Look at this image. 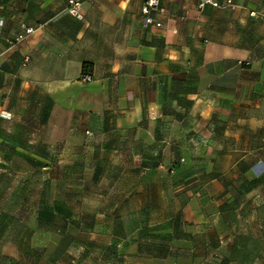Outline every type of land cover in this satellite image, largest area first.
<instances>
[{"label":"crops","instance_id":"0c3cea01","mask_svg":"<svg viewBox=\"0 0 264 264\" xmlns=\"http://www.w3.org/2000/svg\"><path fill=\"white\" fill-rule=\"evenodd\" d=\"M67 1L0 0V111L12 116L0 119V142L9 143L5 131L14 123L24 125L26 136L23 144L9 143L2 156L24 158L29 166L26 158L56 151L64 157L75 142L87 141H95L91 147L100 157L125 151L132 160L123 167L121 187L131 192L121 195L120 204L132 194L142 196L135 224L121 230L116 221L123 216L117 219L113 209L84 210L93 216L91 225L84 223L89 218L80 224L91 239L87 246L103 237L104 252L134 264H264V248L254 255L264 229L254 223L257 216L241 218L239 209L229 207L237 198L223 184L231 177L264 182V57L244 62L225 56L220 46L237 40L228 30L248 19L252 7L201 10L200 0H160L152 15L157 27L145 25L146 0H85L82 19L68 14ZM24 27L35 32L11 48L8 40ZM86 67L92 82L83 81ZM245 103L247 121L240 114ZM225 108L220 143L216 116L209 114ZM246 122L248 131H241ZM177 137H183L186 164L175 170L185 176L176 182L173 165H160V159L174 155ZM214 157L223 163L206 160ZM85 167L78 188L87 181L89 187ZM118 171L116 165L102 170ZM164 183H171L172 196ZM215 184L219 192L211 195ZM187 188L195 191L176 200L177 190ZM241 188L234 185V191ZM257 189H248L247 197ZM144 190L151 193L144 197ZM242 219L247 225L241 231L234 221Z\"/></svg>","mask_w":264,"mask_h":264},{"label":"rangeland","instance_id":"374dc122","mask_svg":"<svg viewBox=\"0 0 264 264\" xmlns=\"http://www.w3.org/2000/svg\"><path fill=\"white\" fill-rule=\"evenodd\" d=\"M236 2V5L241 7L247 8L250 5L252 10L250 8L248 19L245 18L239 22L238 28L228 30L235 39L237 37V40L223 41L220 44L222 52L225 56H238L244 62L254 56L264 57V0H236ZM228 63L229 61H225L224 67H227ZM246 107V103L241 105L240 114L241 118L243 117L242 119L247 121L249 112ZM227 111L229 110L225 108L222 114H209L213 118L216 116L218 124H216L215 130L218 131L216 135L220 143L223 141L220 138L222 136L225 138L222 131L226 129L225 124H220V118L227 116ZM31 127L38 128L34 123ZM247 127V122L244 125L241 123L239 129L241 131L245 129L246 132L248 131ZM23 128L22 123L8 126L5 135L10 140L7 141L14 145L26 142ZM157 128H159V132H162L160 127L157 126ZM193 129L196 130L195 133L199 131L198 123L193 125ZM257 134L259 133L257 132ZM243 135H247V133ZM187 137L191 136L187 135ZM246 137L241 144L246 143ZM177 138H180L177 140L181 142L172 152L174 155L160 159V165H173L171 172L175 173L176 182L185 176L183 172L177 173L175 170L186 164L183 156V137ZM188 138L187 143H189ZM9 143L0 142V264H134L133 261L119 259L117 253L111 250L104 252L103 237L95 239L98 246L96 244L87 246L91 239L84 233L87 228L80 225L83 219L88 220V218L89 220L84 223L88 226L92 224L93 216L87 215L84 210L102 213L103 211L110 212L113 209L116 212L113 215L117 219H121L123 216V219L116 221L121 230L134 226L137 218L136 211L140 208L139 198L142 196L132 194L125 203L120 204L121 195L131 192L127 188H122L121 184L123 176L126 175L123 174V167L132 160V157L127 156L125 151L113 157H100L97 156L99 152L91 147L96 144L95 141H87L82 144L75 142L76 148L64 157L57 154L56 151L57 156L53 154L47 158H26L30 168L33 169L31 171L29 166L23 162L24 158L2 156V149L5 150L7 146H10ZM89 147L92 149H88ZM209 159H212L211 163L216 165H220L224 161L223 158L215 157L206 160ZM46 163L49 164V167L44 169L42 165ZM100 163L102 164L101 170L97 171ZM84 164L86 167L83 169L82 178L85 181L89 180L90 183L89 187L87 181L85 187L78 188L76 184H78L77 179L81 174L79 170ZM111 165H116V169L120 171L118 173L102 172V170L109 169ZM9 166L12 168L11 171L7 169ZM223 182L228 193L237 198L236 203L229 207L239 209L241 218L248 217L249 213H252V216H257L254 223L264 229V182L249 183L243 177L237 179L231 177ZM111 184H115L117 187L112 188ZM234 185L241 186L242 191H234ZM163 187L172 196L171 183L168 188H166V183ZM254 187L261 189H257L256 194L252 193L247 197L248 189ZM219 189L220 185H216L215 188L209 189V193L216 195ZM144 191V197L151 193V190ZM194 191L195 188L179 189L175 198L184 201ZM239 192L243 195L236 194ZM88 197H90L89 200ZM240 203L242 206H239ZM170 208L172 205L169 202ZM232 218L234 219L233 212ZM234 222V227L238 230L246 229L247 224L243 219ZM261 235L263 236L262 242L255 245L256 253L254 255L256 256L260 255L259 251L264 248V232ZM207 255L205 254V256ZM244 255L240 254L239 258L242 259Z\"/></svg>","mask_w":264,"mask_h":264},{"label":"built area","instance_id":"2783aa9c","mask_svg":"<svg viewBox=\"0 0 264 264\" xmlns=\"http://www.w3.org/2000/svg\"><path fill=\"white\" fill-rule=\"evenodd\" d=\"M85 0H68L67 1V12L70 16L82 19L83 18V5ZM206 6H212L214 8H222V7H230L231 9H237L238 6L234 4L231 0H228L226 4H219L215 0H200L199 8L202 10ZM160 10V0H146L143 5V14L145 16V25L151 26L156 25L160 27V23H155L152 15L153 13ZM35 32V29L32 27H24L23 32L19 33L12 39L8 40V44L11 48H17L24 41L27 40L29 36H31ZM84 82H92L93 77L90 74H85L83 77ZM12 116L7 111H0V119H10Z\"/></svg>","mask_w":264,"mask_h":264},{"label":"trees","instance_id":"16d2710c","mask_svg":"<svg viewBox=\"0 0 264 264\" xmlns=\"http://www.w3.org/2000/svg\"><path fill=\"white\" fill-rule=\"evenodd\" d=\"M89 72H90L89 67H86V68L84 69V73H89Z\"/></svg>","mask_w":264,"mask_h":264}]
</instances>
